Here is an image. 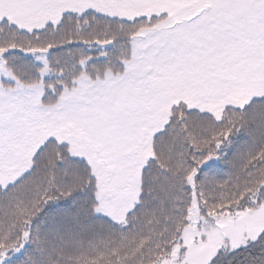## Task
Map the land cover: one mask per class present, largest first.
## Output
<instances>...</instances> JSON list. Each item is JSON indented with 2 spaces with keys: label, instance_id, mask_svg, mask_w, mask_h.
Instances as JSON below:
<instances>
[{
  "label": "snow or ice",
  "instance_id": "obj_1",
  "mask_svg": "<svg viewBox=\"0 0 264 264\" xmlns=\"http://www.w3.org/2000/svg\"><path fill=\"white\" fill-rule=\"evenodd\" d=\"M0 264H264V0H0Z\"/></svg>",
  "mask_w": 264,
  "mask_h": 264
}]
</instances>
